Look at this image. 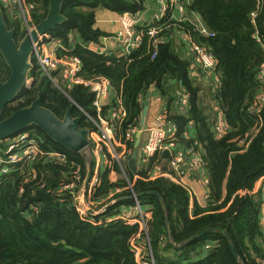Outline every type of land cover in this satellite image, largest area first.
<instances>
[{
    "label": "trees",
    "instance_id": "1",
    "mask_svg": "<svg viewBox=\"0 0 264 264\" xmlns=\"http://www.w3.org/2000/svg\"><path fill=\"white\" fill-rule=\"evenodd\" d=\"M27 2L34 6L32 23L37 26L46 18L50 0ZM186 5V21L165 19L154 59V40L149 37L130 53L114 49L100 54L92 49L110 37L95 27L98 11L138 17L146 0H69L63 5L68 21L48 35L49 42L62 46L58 58L80 59V78L109 81L111 97L102 117L110 119L121 99L127 116L122 122L113 121L115 139L127 144L129 157L145 99L150 92L152 97L158 95L166 121L174 126L178 148L186 153L193 149L203 159L193 177L198 178L201 170L206 175V206L182 185L164 177L150 179L154 161L134 175L105 150L100 184L92 198L97 203L116 202L99 215H89L93 223L84 221L72 191L65 188L75 182L78 168L82 179L89 173L92 178L96 159L89 165L82 153H73L32 127L24 133L34 136L44 152L64 154L67 163L39 157L0 176V264H136L131 242L140 229L121 219L135 211L134 195L139 196L142 210L151 213L147 234L156 264H264V194L262 190L250 194L264 178V0H191ZM2 9L9 29L16 30V41H21L26 35L21 23ZM199 21L213 37L197 30ZM181 34L213 54L217 65L211 74L220 78L218 88L211 82L208 86L206 73L191 71L192 58L183 52H190L191 46L180 41ZM32 63L31 87L6 107L3 120L40 98L42 106L59 118L75 103L80 128L96 132L88 118L99 121L90 89L65 81L62 66L49 77L35 56ZM9 75L0 54V83ZM185 96L188 107L183 114L179 102ZM220 113L228 126L223 135L216 132ZM7 142L0 140V148ZM155 160L163 162L160 156ZM192 160L188 158L185 168ZM112 172L118 175L116 182L110 178ZM208 231L214 232L199 237Z\"/></svg>",
    "mask_w": 264,
    "mask_h": 264
},
{
    "label": "built area",
    "instance_id": "2",
    "mask_svg": "<svg viewBox=\"0 0 264 264\" xmlns=\"http://www.w3.org/2000/svg\"><path fill=\"white\" fill-rule=\"evenodd\" d=\"M190 1L191 0H157L158 9L154 13V17L148 21H146L147 19L144 20L148 13L147 9L138 17L130 13L119 16L117 18V23L120 25L121 29L113 36L105 38L104 41H106L107 46L100 48L97 52L103 54L109 52L110 50L118 49L125 50L130 53L133 50L140 49L144 44L145 37H149L154 40V59L156 57L158 45L161 41L160 35L163 31L162 25L165 19L169 18L170 20H176L178 22L186 21V4ZM0 5L8 11V15L10 17L19 20L22 30L26 32V35L35 28V25L32 23L34 6L29 4L27 0H0ZM145 24H147V26L144 27V30H139V26H143ZM196 26L197 30H199L201 34L213 37V34H211L200 21L196 24ZM50 39V35H45L40 37L39 41L35 44L33 56L36 57L43 72L51 77L50 72L62 66L63 75L66 81H68L71 85H84L90 89L92 94H94L93 105L97 109L99 121L97 122L88 116V118L96 125L97 131L91 133V144L86 149L91 150L93 153V159H96V169L100 166L101 156L105 150L110 154L112 159L115 160L121 168H123V164L130 160V158H128L127 144H123L121 142L118 143V141H116V126L113 122H122L127 116L126 111L122 106L121 99L117 100V106L113 108L110 119L102 117V108L111 97V87L109 81L105 78L89 81L80 78L79 74L82 70V63L80 59H58L57 52L62 48V46L59 44L52 46L49 45L48 43ZM184 42L189 43V46H191L189 52V55L192 58L191 71L202 69L208 75L211 84H215L214 88H218L220 78H214L213 74H211L217 65L213 54L199 44H194L187 36H184ZM129 47L131 48V51H128ZM187 107L188 97L185 96L182 101L179 102L180 113L184 114ZM217 121V135L226 134L228 126L224 121L222 113L218 114ZM140 130H138L137 133ZM133 133H135V131H133ZM145 135L146 139L144 144L143 141L141 143L143 153L141 166H147L154 161L152 163L153 168L162 171L160 161L155 160V158L157 156L162 157L163 152L166 150H172L171 158L168 160V173L171 175L167 179L171 180L175 184L182 185L191 194V188L188 186L187 180L193 177L197 167L199 168L202 166V157L194 153L193 149L186 153L178 148L173 137L174 126L171 130L162 111L154 117L153 122L149 125V129L145 132ZM6 141H8L7 147L0 148V150H2L0 151V176L9 174L15 165L22 162L30 163L36 161L39 157H47L59 164L67 163V157L64 154L58 152H44L39 145V141L34 136L27 133H22L19 136ZM118 149H122L121 153L118 152ZM189 157H192L193 160L190 167L185 168ZM91 162L92 161L89 162V165ZM74 178L75 182L66 186L65 189L72 191L76 202L77 212L80 214L81 218L84 221L93 223V221L89 218V215L95 216L103 213L116 201L107 204L103 209L95 212L94 210L104 203H97L93 201L92 198L94 190L100 184L98 170L94 173L88 185H86L87 177H85V179H82L81 177L80 168L74 172ZM203 181L207 188L208 180L206 176H204ZM258 192L259 191L254 190L250 194L254 195ZM133 199L136 203L135 213H130L125 217H121V219L130 226H139V233L131 242V248L135 255L136 264H156L147 234L148 221L151 218V213L144 212L142 210L136 195L133 196Z\"/></svg>",
    "mask_w": 264,
    "mask_h": 264
},
{
    "label": "water",
    "instance_id": "3",
    "mask_svg": "<svg viewBox=\"0 0 264 264\" xmlns=\"http://www.w3.org/2000/svg\"><path fill=\"white\" fill-rule=\"evenodd\" d=\"M69 0H50L49 12L45 19L35 26V28L21 41H16V30L9 29L3 9L0 5V54L7 64L10 75L7 81L0 83V140L13 139L32 127L40 128L49 138L69 149L73 153H82L91 144V131L80 128L81 118L75 117L73 113V103L67 110L64 118H59L51 110L41 104V99H36L31 106L17 110L13 115L3 120L5 109L13 104L24 89L31 87L28 83L29 72L33 68L32 58L35 51V44L40 37L56 31L59 26L68 20L63 14V5ZM199 20L201 17L198 16ZM131 51V48H128ZM83 67V66H82ZM152 92H150L144 102L141 114V130L136 135L134 152L128 161L129 170L136 175L142 162V135L149 129L148 112ZM78 107V106H77ZM173 129V124H169ZM172 150H166L162 154L164 160H170ZM91 180V173L87 175L86 185ZM154 195L160 198L158 193ZM136 198H139L136 195ZM214 231H208L199 237L206 236ZM230 248L234 257L239 260V256L232 243Z\"/></svg>",
    "mask_w": 264,
    "mask_h": 264
},
{
    "label": "crops",
    "instance_id": "4",
    "mask_svg": "<svg viewBox=\"0 0 264 264\" xmlns=\"http://www.w3.org/2000/svg\"><path fill=\"white\" fill-rule=\"evenodd\" d=\"M146 16H147L146 21H148L154 17V13L151 10H149ZM118 17H119V15L114 14L113 12H110V11H98L97 17H96V26L95 27L97 29L103 31V32L110 34V36H113L120 29V25L116 22ZM179 38H180V41L184 42V35L183 34H181L179 36ZM106 46H107L106 41L103 40L100 45L92 46V49L97 51L100 48L106 47ZM109 49H110V46H109ZM183 52L185 55L190 57L189 52L187 54H186L185 50H183ZM198 70L204 72L202 69H197V70H194L193 72L195 73ZM213 77L219 78L215 74H213ZM206 78H207L208 86H210V81H209V77L207 74H206ZM162 110H163V104H162L161 100L159 99L158 95L153 96L152 99L150 100V107H149L148 119H147L149 125L152 124L154 117L159 112H161ZM145 139H146V136H145ZM162 161H163L162 165H161L162 171L167 170L166 163H168V161H165L163 158H162ZM127 163L123 164V168H124V165L127 166ZM195 176H197L198 178L191 177L189 180H187L188 186L191 188V196L193 199L197 200L200 205L206 206L205 199H207V193L208 192H207L206 185L204 184V181H203L204 176H206V175L201 170V173L200 174L196 173ZM110 178L113 182H116L118 179L116 173H114V172L111 173ZM260 190H262V192L264 194V179H262L257 184V187L255 188V191H260ZM131 213H135V211H133Z\"/></svg>",
    "mask_w": 264,
    "mask_h": 264
},
{
    "label": "rangeland",
    "instance_id": "5",
    "mask_svg": "<svg viewBox=\"0 0 264 264\" xmlns=\"http://www.w3.org/2000/svg\"><path fill=\"white\" fill-rule=\"evenodd\" d=\"M151 10L153 13H155L156 12V10L158 9V4H157V0H147L146 1V8H145V10ZM145 10L142 12V13H144L145 12ZM141 13V14H142ZM147 19V16L144 18V20H146ZM117 22V21H116ZM120 29H121V27H120ZM119 29V30H120ZM74 38V36L73 35H71V39H73ZM49 45H55V44H58L57 42H49L48 43ZM58 57V56H57ZM59 59V58H58ZM60 60H62V59H60ZM59 68V67H58ZM62 75H63V73H62ZM63 78H64V75H63ZM63 80V79H62ZM64 80L66 81V79L64 78ZM64 80H63V82L62 83H64ZM28 83L29 84H31L32 85V81L31 80H29L28 81ZM62 83H59V85L57 84V86H60V88H61V86H62ZM63 87V86H62ZM64 92V91H63ZM65 93V92H64ZM66 94V93H65ZM143 144H144V141H145V135H144V133H143ZM119 143V142H118ZM109 151V150H108ZM119 153H121V151H118ZM82 154H83V156H85V158L87 159V161H88V163L90 162V161H92V159H93V153L91 152V150H88V149H86V150H84L83 152H82ZM161 165H162V163H160ZM168 164L169 163H166V166H167V170H165V171H161V170H159V169H155L154 170V172H152L150 175H149V177H150V179H155V178H157V177H166V178H169L170 177V175L171 174H169L168 173V171H169V166H168ZM98 170V174H99V168H97L96 170H95V172ZM94 172V173H95ZM166 172V173H165ZM164 173V174H163ZM163 174V175H162ZM117 175V174H116ZM117 177H118V175H117ZM135 179H138V177L137 178H135ZM263 179V178H262ZM261 179V180H262ZM260 180V181H261ZM259 181V182H260ZM113 201H115V200H112V201H110V202H107V201H105L101 206H99L97 209H95L94 211L95 212H98V211H100L101 209H103L108 203H111V202H113Z\"/></svg>",
    "mask_w": 264,
    "mask_h": 264
},
{
    "label": "flooded vegetation",
    "instance_id": "6",
    "mask_svg": "<svg viewBox=\"0 0 264 264\" xmlns=\"http://www.w3.org/2000/svg\"><path fill=\"white\" fill-rule=\"evenodd\" d=\"M135 140H136V138H135ZM140 148H141V146H140ZM134 150H135V148H134ZM134 152V151H133ZM132 155H133V153H132ZM85 157V156H84ZM128 158H132V156L131 157H129V155H128ZM123 170H124V168H122Z\"/></svg>",
    "mask_w": 264,
    "mask_h": 264
}]
</instances>
